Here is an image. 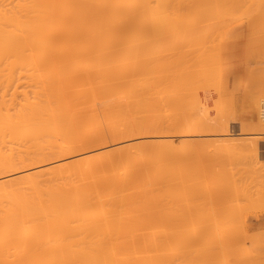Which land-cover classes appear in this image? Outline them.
Here are the masks:
<instances>
[{
  "label": "bare ground",
  "instance_id": "6f19581e",
  "mask_svg": "<svg viewBox=\"0 0 264 264\" xmlns=\"http://www.w3.org/2000/svg\"><path fill=\"white\" fill-rule=\"evenodd\" d=\"M263 30L264 0H0V264H169L171 257L169 246L172 239H175L172 236L180 235L177 232L180 229L178 222L174 221L175 217L169 218L168 213L171 215V212L167 211L168 209L171 211L172 206L169 208L168 204L172 203L176 195L178 198L175 199H180L178 202L183 203L181 199L187 194L182 193L175 185L176 189L181 191V195H185L181 198L176 194L178 191L171 187L178 181L182 187V182L184 184L186 181L180 180L182 176L174 172L173 174L178 176L175 182L171 178L170 169L176 166V169H179L178 173L182 170L178 166L181 163L183 165L185 160L186 163L189 162L188 165L192 159L201 163L200 157L196 154L201 155L203 151L201 153L200 150L204 147L198 145L201 140L196 142L197 137H203L204 141L205 139L208 141L210 136L208 138L206 136L210 133L219 138L228 135V122L235 121L232 120L234 117H230L233 113L229 109L231 106L229 102L232 103L231 96L237 90L230 89L233 92L230 90L227 92L226 83L230 79H236L237 71L243 66L238 61L240 64L238 63L239 67L236 69L235 65L240 56L234 55L236 50L231 45H236L243 32L244 36L247 35L246 38L243 36L242 39L245 41L243 42L248 43L249 41L245 40H250L251 37L248 35L255 33L254 35L259 36L261 34L259 32ZM262 33L264 34V31ZM245 53L240 59L250 69H247L246 73L251 77L249 71L253 69L251 70L249 66L251 61ZM234 56L238 59L235 60ZM232 65L235 66L236 76L233 74L235 69L232 70ZM255 70L257 69L254 68L253 74L255 73L256 77L264 76L262 73L264 70L261 72ZM242 73V78L247 79L243 70ZM243 79L244 85L240 86L241 94L245 93L250 84L254 85L252 83L247 85ZM251 80L249 82H252ZM255 86H250L251 89L246 90L248 91L246 94L254 92L252 95L250 93L244 95L251 97L257 92L263 95L264 92L260 93L262 88L255 93L259 89ZM220 91L224 92L223 95L230 92L231 100L224 98L225 96L221 97L223 95L219 93ZM205 94L208 95V100L210 99L209 108L203 103ZM259 96L257 94L255 99ZM262 97L264 96L260 98ZM252 98L250 101L253 102ZM227 99L230 100L229 106H226ZM224 101L226 105L222 104ZM257 102L260 103L258 99ZM258 103L257 113L253 114L259 116L261 113H258L260 110ZM246 106L248 107L247 104ZM237 116L239 119L242 117L240 112ZM255 117L257 118L255 124L254 118L251 119L252 122L249 121L250 123L247 118L244 121L241 118L243 122L237 119L243 128L241 130L243 134L258 133L256 131L264 133H261L264 131V115L261 116L262 120L260 116ZM214 137L211 138L213 145L219 142L227 154L225 148L226 145L229 148V142L225 144L227 138H221L224 143L222 140L214 142L216 140ZM253 137L250 139L255 141ZM243 140L242 138L241 141ZM245 141L250 140L246 138L243 143ZM175 142H178V146ZM193 142L197 143L196 147H200L197 148L200 150L196 149L198 151L196 153ZM218 144L214 146L219 150ZM188 145L192 147L190 150ZM191 153L195 154L194 158L191 157ZM207 154L211 157L206 151L205 155ZM214 156L216 160L211 157L212 162L221 158L219 153L216 156V151ZM223 160L224 157L218 160L216 165L217 172L219 169L218 174H215V170L214 175H211L214 183L219 173L224 174L226 170L225 168L220 172L226 162H222L221 165L219 162ZM218 165L222 167L219 168ZM228 165L226 166L230 167ZM199 169L203 170L202 167ZM196 171H199V174L202 172L198 169ZM185 172L183 171L184 174ZM188 172L190 170L186 173ZM195 172L193 174L197 175L198 172ZM226 172L223 175H226L225 178L232 176ZM203 175L204 171L201 177ZM197 176H192V180L195 177L197 183L194 178L195 182L187 181L185 187L188 188L192 182L201 185V181L204 177L207 179L209 174L204 175L201 181ZM183 177L182 179L186 178ZM238 178L234 183L237 184ZM230 179L231 177L224 180L226 184L224 186L221 177L217 183L220 188L219 186L216 188L223 190L224 187V191L230 190L225 189ZM171 180H174V183L170 182ZM207 180L203 181V187L207 186L204 184ZM212 182L211 186L216 185ZM194 183L191 185L196 187ZM241 183L237 186L239 187ZM203 187L199 188L202 194L206 193ZM171 189L175 191L173 195H176L173 199L170 198V203ZM198 192L196 196L199 197ZM254 193L255 191L253 196H256ZM206 194L208 198L209 194ZM229 195L232 196L231 193ZM200 196L204 197V194ZM258 196L260 195L257 194L256 199L263 202L264 199ZM193 197L195 196H186L184 202L187 203L189 198L188 201L191 203ZM217 197L219 198V195ZM241 201L244 202L245 199ZM177 204L176 207L173 205V208L181 207ZM225 204L227 205V202L218 207H228ZM235 204L234 208L237 207ZM194 206L191 207L201 210H198V213L205 211L201 209L202 205L199 208L197 204V207ZM210 206L212 208V204ZM193 209L185 211L191 212ZM214 209L212 208L211 212ZM180 212L178 217L183 215ZM194 212L196 217L197 213ZM207 213L209 211L203 214L206 216ZM217 214L220 215L221 212ZM202 215H197L198 219ZM192 216L190 219H197ZM218 217L226 219L223 214ZM218 217L217 220L220 219ZM258 217L262 219L264 215L255 216ZM187 218L189 219L186 216L176 220L180 222L186 219L188 222L179 223L182 227L185 225V229L189 225L192 227L188 228H193L199 221L193 220L194 223ZM207 218L205 222L209 223V216ZM212 218L213 216L211 221ZM237 219L240 220L238 217ZM214 220L213 218V222ZM232 221L237 223L236 219ZM205 222L202 220L201 223L206 225ZM213 222L211 225L215 226ZM226 222L223 225L227 224ZM173 223H176L175 226L178 228L175 227L176 235L171 234V231L176 230L173 229ZM198 225L196 231L191 230V233L187 231L188 236L190 234V242L200 240L198 243L202 244L205 240L207 244H211L212 241L218 243L216 239L220 237L226 241L228 229H226L228 232L223 231L222 235H225L221 236L217 229L206 228L201 224L205 227L202 226L201 230H198L200 229ZM202 228L220 233L213 232L211 234L216 236L209 234L208 237V234L204 235L208 231H203ZM220 228L222 229V227L218 229ZM183 233L185 234L186 230ZM236 233L235 238L239 236ZM182 234L180 239L178 237L179 243L185 238ZM217 234H220V237ZM204 236L209 239H205ZM222 240L219 242L221 245ZM240 241L237 242V246L242 242ZM185 242L189 246V241ZM204 243L202 245H206ZM236 245L230 248H235ZM211 246L213 245L205 247ZM189 247L191 249L192 245ZM205 247L201 248L205 250ZM204 250L201 252L202 256H205L200 257L204 264L217 262L215 259L220 254L219 249H217L219 254L211 249V254L207 251L209 259ZM233 250L230 249L231 252ZM227 251L225 250V253ZM246 252L244 251L243 256L247 254L248 258ZM249 252L250 255L253 253L250 249ZM183 255L184 258L191 257L185 256V253ZM257 255L259 254L255 256ZM193 257L191 258L194 259ZM205 257L207 260H202ZM227 257L224 260L228 261ZM193 261L195 263L197 260ZM226 261L222 263L228 264ZM245 261L244 259L241 264Z\"/></svg>",
  "mask_w": 264,
  "mask_h": 264
},
{
  "label": "rangeland",
  "instance_id": "374dc122",
  "mask_svg": "<svg viewBox=\"0 0 264 264\" xmlns=\"http://www.w3.org/2000/svg\"><path fill=\"white\" fill-rule=\"evenodd\" d=\"M264 31V30H263ZM262 31V32H263ZM246 32V31H245ZM248 32V31H247ZM262 32H259V33H261V34H259V36H257V35H254V38H253V35H248L249 37H251L250 38V40H247V39H245L246 41H249L248 43L246 42V43H244L245 41H244V39H242V38H244L245 36H247V35H243V33H241V36H242V38H239L238 39V41L236 42V45H231V47H233L234 48V50H236V51H234V53H236V54H234L235 56H240L241 57V55H243V53H245L246 51L248 52V53H245L246 54V56L248 57V59L251 61L250 63H249V66H250V68H251V70L253 69V71H249V75H251V77L252 78H254V79H252L250 76H248V74L246 73V72H248V70L247 69H249V68H247L246 66V63L244 62V61H241V59H240V57H239V60H237L238 59V57H235V60H237V63L236 62H233V63H236V65L235 66H237L236 67V69L239 67L238 66V61H240V63H242L241 65H243L242 67H241V72H239V71H237L238 73H237V76L235 75L236 73H235V71H236V69H235V66H233L232 65V70H234L233 71V74L237 77L236 79H230L229 81H228V83H226L227 84V92H228V90H230V89H233L234 91H236L237 90V92L235 93H233L232 94V96L229 94L230 92H233V91H231L230 90V92L229 93H226L225 95H223L224 94V92L222 91V93H221V91L219 92L220 94H222L223 96H221V97H224V98H230V100H231V97H233L232 99V103H230L229 101L230 100H226L227 101V105L225 104L226 103V101H224L222 104H225L226 106H229V104L231 105L230 106V108L229 109H231L230 111H231V113H233V114H231L230 115V117L232 116V117H234V118H232V120L234 119L235 121H233V122H230V120H229V122H228V127H227V129H228V135H225V137L223 136V137H217L215 134L213 135V134H211L210 133V135H208V136H206L208 139H210V140H206L205 139V141H204V139H203V137H197V141L196 142H198V140L200 141L199 143H198V145L199 146H201V147H204V148H201L202 150H200V149H197V148H200V147H196V144L197 143H195L194 144V142H193V145L196 147V148H194L195 149V153H196V151L197 150H200V152L202 153V151H203V155H205V153H206V151H207V153L209 152V155L211 154V157H213V159L215 158V160H216V157L214 156L215 155V151H216V156H217V153H219V155H221V158L220 159H222L223 157H224V160L223 161H220L219 163H221V165H222V162H224V161H226L223 165V168H221V170L222 171H220V172H223V170H225V168H226V170L228 169V171L226 172V170L224 171V174H225V172L226 173H228L229 172V174L230 175H232V176H228L227 178H225L226 177V175L225 176H223L224 174H222V173H219V176L218 177H220V175H221V177H222V180L224 181L225 179H229L230 177H231V179L233 180H231L230 179V182L229 181H227V186H228V182L230 183L229 184V187H227L226 186V190H227V188H229L230 190H232V192H230V190H227V191H224V187H223V190L221 189H217L216 187L217 186H219V185H217V183H218V180L220 179L221 180V177L218 179V177H216L215 179L217 180L216 181V183H214V179L212 178L213 176H211V175H214V171H215V174H218V172H219V169H218V172H217V164H218V160H220V159H218L216 162H212V158L211 157H208V154L207 155H205V156H202V154L201 155H199L198 153L196 154L197 156H199L200 157V164H199V162L197 163V162H195V161H193V159H192V161H191V163H190V165H188L189 164V162L188 163H186L185 161L183 162V165H182V163H181V165H179L178 167L180 168V169H182V170H180L178 173H177V171L179 170V169H176V166L174 167H172V168H174V169H170V170H172L171 171V178L172 179H174L175 180V182L178 180V176H176L177 174H179L180 176H182L183 177V171L185 172V170H186V172L187 171H189L190 170V172H188V173H186L185 172V174H184V177H186V175H188L186 178H184V179H182V177H180V180H183V181H188V182H191V180H192V176H194L195 175V177L197 176V179H199L200 178V181H201V178L204 176V175H206L207 173L209 174V176L207 177V179L204 177V180H207V183H204V184H207V186L205 185V187H203V181L204 180H202L200 183H201V185H199V184H195V183H197V181H196V178L195 177H193V180L192 181H194V178H195V183L194 182H192V183H194V186H196V187H193V185H189L188 186V188H190L189 189V191H187L188 190V188L187 187H185L186 186V182H184V184H183V182H182V187H181V185H180V182L178 181V182H176V183H174L173 181L174 180H171L170 182H172V183H174L173 185H174V187H173V185H171V187L174 189L175 188V190H177L178 192L176 193V194H178V196H181V198H183L185 195L184 194H186V196L188 197H192V196H195V197H193V198H191V199H193V200H191V203H190V201H188L189 200V198H187V203H190V204H188L187 205V203H185L186 202V200H184L185 198H186V196H185V198L184 199H181V201L183 202V203H181V202H178V200L180 201V199H178V200H176L178 197H177V195L176 194H174V195H176V197L173 195V193L175 192V191H173V189H171V191L172 192H170V194L172 193V195H171V197L169 196V201H170V198H174L173 200H172V203H171V201H170V205L168 204V207L170 208L171 206H172V210L170 211V209H168L169 211H167V212H171V215H170V213H168L169 214V218H171L172 216L173 217H175L174 219V221H176V223L178 222V226H179V229H180V231H177V226H175L176 225V223L174 224V228L173 229H176V230H173L172 229V227H171V229L173 230V231H171V234H173V233H175L174 231H177L178 232V234H182L183 232H185V230H186V235L183 233L182 235H183V238H184V236H185V240H187V241H189V246L190 245H192V247H191V249H190V247L189 246H187V243L185 242V240L183 239V238H181V239H183V240H180L181 242L179 243V239H180V235H177L176 237L174 236H172V238H175V239H178V237H179V239L178 240H175V239H172V241H171V245L169 246L170 247V256L173 258H171L170 257V262H169V264H179V263H181V264H204V261H201L200 260V257H204V256H202V252H201V250L203 249L204 250V248H201L202 246L203 247H205L206 245H213V246H211V247H209L210 249H211V251L213 250V251H217V249H219L218 251H220V254L218 253V251L216 252V254H219V258L217 257V259H215V260H217V262L216 261H213V264L216 262V264H226L225 262L224 263H222V261H226V260H224V258L226 259V257L229 255V253L233 250V252H231L230 253V256H232L235 260H233L232 259V257H230V256H228L227 258H228V261H226L228 264H241V262L245 259L246 261H247V259H248V261L246 262L245 261V263L246 264H257V262L258 263H260V264H264V218H255V216H257V215H264V133H262V132H264V131H261V133L262 134H260V132L259 131H256V132H258L259 133V135H258V133H252V132H250L251 133V135L247 132V134L246 133H244L243 134V132H241V130L243 129V128H241V124H240V122H238V120H240L241 121V118L243 117V116H245V117H243L242 118V120L244 121L246 118H247V121L249 122H252V120L251 119H253L254 118V120H253V124H255L254 122H255V119H256V121H257V118L255 117V116H257V117H259L260 116V119L262 120V118H261V116H262V114L264 115V112L262 113V111H264V110H261L262 108L264 109V97H262V98H260L261 96H264V94H263V92H264V89H263V85H264V76L262 77V75L260 76V75H257V77H256V75H254L253 74V72H254V68L255 69H257V70H255V71H257V72H261L262 70H264V62H262V61H264V34L262 33ZM249 33V32H248ZM251 33V32H250ZM252 34V33H251ZM240 36V37H241ZM244 36V37H243ZM255 36H257V37H255ZM249 37H247L248 39H249ZM246 38V37H245ZM255 38H257V40L259 39V41H257ZM254 39H255V42H253L254 41ZM244 41V42H243ZM258 44H257V43ZM237 43H238V45H237ZM240 43V44H239ZM244 43V44H243ZM243 44V45H242ZM251 44V45H250ZM236 47V48H235ZM243 47H245L244 49H243ZM248 47V48H247ZM250 48V49H249ZM253 50H252V49ZM240 50L242 51V50H245V51H242V52H240ZM250 50V51H249ZM238 52H239V54H238ZM250 52V53H249ZM254 53V54H253ZM257 53L259 54V55H257ZM263 53V54H262ZM250 54V55H249ZM256 54V55H255ZM252 56V57H251ZM254 56V57H253ZM256 56H258L257 57V60H256ZM251 58V59H250ZM255 59V60H254ZM259 59V60H258ZM255 62H254V61ZM262 63H261V62ZM254 62V63H253ZM259 62V63H258ZM239 63V64H240ZM252 63V64H251ZM245 66V67H244ZM259 66H261V67H259ZM263 67V68H262ZM242 70H243V72H244V74H246V76H247V79H248V77H250V79H243L242 77H243V73H242ZM250 70V69H249ZM260 70V71H259ZM256 72V73H257ZM251 73V74H250ZM262 73H263V75H264V71H262ZM262 73H259V74H262ZM260 78H262V79H260ZM242 79L243 80H246V81H248V83L246 82V81H244V83H246L247 85L249 84V83H252V84H254V85H258L257 83H259V85L257 86V87H259V89L255 86V88L256 89H258V90H256V89H252V90H256L255 91V93L257 92V91H260V89L262 88V90H261V92L260 93H262L263 95H261V94H259V92H257L256 93V95L258 94V95H260L259 96V98H256L255 99V97H256V95H254V96H248V97H246L247 95H249V93H250V95H252L253 93H252V91L251 92H249L248 94H246L247 92H246V90H248V89H251V87L250 86H254V85H249V87H248V89H246L244 92L245 93H243V94H241V87L244 85V84H242ZM252 79V80H251ZM249 80H251L252 82H249ZM253 80L255 81L254 83H253ZM257 80H258V82H257ZM262 80V81H261ZM233 81V82H232ZM262 82V83H261ZM260 84H262V85H260ZM235 85V87H236V89H235V87H233ZM246 85V86H247ZM241 86V87H240ZM261 86V87H260ZM247 88V87H246ZM252 93V94H251ZM244 94H246V96L244 95ZM229 95L231 96V97H229ZM242 95H243V97H242ZM207 96V97H206ZM220 96V95H219ZM241 96V97H240ZM245 96V97H244ZM255 99V101H254V99ZM208 95H203V103H206V107H208L209 108V100H208ZM249 98V102H250V106L253 108H256V109H251V107L249 106V102L246 100V99H248ZM251 98H252V100H253V102H254V105L252 106V101H250L251 100ZM240 99H242L241 101H240ZM257 99L259 100V102L260 103H258L257 102ZM262 99H263V102H262ZM243 100H245L244 102H242ZM228 102H229V104H228ZM252 102V103H251ZM241 103V104H240ZM243 103V104H242ZM257 103L259 104V111H258V113H261V114H259V116L257 115V114H255V113H257L256 111H257ZM245 104V105H244ZM246 104L248 105V107L246 106ZM240 105H242V106H240ZM255 105H256V107H255ZM263 105V106H262ZM224 107V106H223ZM232 107L234 108V109H232ZM228 108V107H227ZM241 109V111H240V109ZM242 108L243 109H245V110H247L246 108H249L246 112H245V110L243 111L242 110ZM234 110V111H233ZM240 112V119H239V116H237L238 115V113ZM243 111V112H242ZM250 111H252V112H250ZM253 112H255L254 114H253ZM248 113V114H247ZM241 114H245V115H241ZM251 115H253L252 116V118L250 117ZM237 117V118H236ZM250 118V120H249V118ZM238 119V120H237ZM259 119V120H260ZM243 121H241V122H243ZM264 121V120H263ZM263 121H262V123H263ZM237 122V123H236ZM249 122V123H250ZM239 123V124H238ZM256 124L258 125V123L256 122ZM263 126H264V124H263ZM253 128H255V127H253ZM244 131V130H243ZM243 135H245V136H243ZM256 134V135H255ZM215 136V137H214ZM227 136V137H226ZM243 136V137H242ZM254 136V137H253ZM260 136H262L261 138H257V137H260ZM205 137V138H206ZM213 137L216 139V140H214V142H216V141H221L222 139L221 138H227V139H225V141H226V143L224 142V140H222V142H224L225 144H227V142H229L228 143V146H229V148L227 147V145H226V150L229 152V155H230V157L232 158V160L230 161V157H229V155H228V152L226 151V153L227 154H225V150H224V147L222 148V146L220 147V145L218 144V143H215V144H218V148H219V150L217 149V148H215L216 146H214L213 145V141H212V139H213ZM245 137V138H244ZM254 138V140L255 141H252V139H250V138ZM203 140H202V139ZM212 138V139H211ZM219 138V139H218ZM244 139V140H246V138H247V140H250L249 142L248 141H245L244 143H243V141H241V139ZM258 139L257 141H256V139ZM196 139V138H195ZM204 141V142H203ZM212 141V142H211ZM205 142H207L206 144H204ZM210 142V143H209ZM222 142H220V143H222ZM230 142H231V144H230ZM246 142H248V143H246ZM190 143V142H189ZM203 143V144H202ZM211 144L210 146H209V144ZM177 144V146H178V142H175V145ZM206 145V146H205ZM189 146V145H188ZM190 146H191V144H190ZM189 146V150L192 148V147H190ZM212 146H213V148H212ZM224 146V145H223ZM232 148H231V147ZM210 147V148H209ZM222 148V149H221ZM188 149V148H187ZM187 149H186V152H187ZM197 149V150H196ZM209 151H208V150ZM220 149H221V151H220ZM228 149H230V150H228ZM223 150V151H222ZM231 150H233V151H231ZM236 150V151H235ZM191 151H193V150H191ZM211 151V152H210ZM214 151V152H213ZM218 151V152H217ZM235 151V152H234ZM190 152V151H189ZM198 152V151H197ZM205 152V153H204ZM221 152V153H220ZM232 152V153H231ZM214 153V154H213ZM225 155H224V154ZM235 153V154H234ZM193 154V155H192ZM213 154V155H212ZM232 154H234V155H232ZM189 155H190V153H189ZM195 154L194 153H191V157L192 158H194L193 156H194ZM229 157V159L227 158V157ZM196 157V156H195ZM218 157H220V156H218ZM197 158V157H196ZM211 158V159H210ZM188 159H189V157H188ZM187 159V160H188ZM191 159V158H190ZM205 159V160H204ZM210 159V160H209ZM227 159V160H226ZM207 160H209L210 162H212V164H210V162L209 161H207ZM215 160H213V161H215ZM202 162H204V163H202ZM228 162H229V164L230 165H228ZM231 162H232V164H231ZM174 163V162H173ZM179 163V164H180ZM184 163H186V164H184ZM195 163H197L198 165H197V167H196V164ZM178 164V163H177ZM193 164H195L194 166H193ZM206 164L208 165V164H210L209 166H206ZM215 164V165H214ZM228 165V166H230V167H227L226 165ZM186 165V166H185ZM203 165V166H202ZM213 165H214V167H213ZM183 166H185V167H183ZM206 166V167H205ZM210 166H212L210 169H209V167ZM216 166V167H215ZM219 166V168L220 167H222V166H220V165H218ZM226 166V167H225ZM183 167V168H182ZM189 167V168H188ZM193 167H196V168H194V170L196 171V169H198V170H200V171H202V172H200V174H199V171H192L191 169L193 168ZM200 167H202L203 168V170H201V169H199ZM208 167V168H207ZM204 168H207V169H204ZM176 169V170H175ZM185 169V170H184ZM209 169V171L211 172L212 171V173H210L209 171H207ZM212 169V170H211ZM214 169V170H213ZM229 169H230V171H229ZM236 169H239V170H236ZM174 170V171H173ZM203 171H204V175L201 177V175L203 174ZM205 171H207L206 173H205ZM234 171V172H233ZM174 172H176V175L175 174H173ZM182 172V173H181ZM197 173V175L196 174H193V173ZM217 172V173H216ZM233 172V173H232ZM237 174H236V173ZM189 173H192V174H189ZM242 173V174H241ZM235 174V175H234ZM172 175H174L175 177L173 178V176ZM239 176H241V177H239ZM191 177V178H190ZM223 177L225 178V179H223ZM233 177H234V179H233ZM239 179V181L237 182V184L238 183H240V182H242L240 185H245V186H240L239 185V187L237 186V184H236V182L234 183V181H237L236 179L237 178ZM170 178V179H171ZM175 178H177V179H175ZM242 178V179H241ZM186 179H189V180H186ZM243 179H244V181H243ZM214 180V181H213ZM219 180V181H220ZM213 181V182H212ZM223 181H221V182H223ZM204 182H206V181H204ZM210 182V183H209ZM211 182H212V184H216V185H212L211 186ZM231 182L233 183V185H231ZM178 183H179V185H178ZM224 183V186L226 185L225 184V181L223 182ZM245 183V184H244ZM250 183V184H249ZM188 184V183H187ZM220 184V183H219ZM246 184H247V186H246ZM175 185H177L178 187V189L180 188V190H182V193H184L183 194V196L181 195V191L179 192V190L178 189H176V186ZM198 185H199V187H198ZM223 185V184H222ZM230 185H231V187H230ZM250 185L252 186L251 188H250ZM208 186H210V187H212V188H210V187H208ZM183 187H184V189H183ZM197 187H198V190H200L199 188L201 187H203V190L207 193H203L204 194V197L202 196H200V195H203L202 194V190H200V192H201V194H199L200 192H198V190H196L197 189ZM208 187V188H207ZM234 187H235V191L233 192V190H234ZM238 189H237V188ZM248 187V188H247ZM255 187V189L257 188L258 189V191H257V189L256 190H254L253 188ZM182 188V189H181ZM194 188V189H193ZM206 188H207V190L208 191H206ZM216 188V189H215ZM219 188H220V186H219ZM233 188V189H232ZM192 189H193V191H192ZM244 189V190H243ZM248 189H250V190H248ZM251 189H253V190H251ZM191 190V191H190ZM198 192V194L197 195H199V197L198 196H196V191ZM212 190V191H211ZM237 190V191H236ZM240 190V191H239ZM187 191V192H186ZM194 191H195V193H194ZM211 191V193H209ZM216 191V192H215ZM218 191H219V193H218ZM221 191H222V193H221ZM243 191V192H242ZM246 191V193H247V191H248V193L246 194V193H244ZM255 191V195L256 196H253V192ZM260 191V192H259ZM188 192H190V193H188ZM191 192H193V194L191 193ZM226 192V193H225ZM250 192L252 193L251 195H250ZM214 193V194H213ZM215 193H217V194H215ZM225 193V194H224ZM231 193L232 194V196L231 195H229V194ZM234 193H236L235 195H234ZM241 195V196H239V194ZM244 193V194H243ZM260 193V194H259ZM263 195H262V194ZM205 194L206 195H210V197H209V195H208V198L205 196ZM223 194V195H222ZM257 194L258 195H260V196H258L259 198H261L262 200H263V202L260 200V199H256V197H257ZM192 195V196H191ZM212 195V196H211ZM215 195V196H214ZM219 195V198L217 197ZM225 195H226V197L228 198H226L225 197ZM231 197H229V196ZM239 196V197H235V196ZM244 195V196H243ZM246 195V196H245ZM243 196V197H242ZM248 196H250V198H251V196L253 197V198H249ZM206 197V198H205ZM233 197V198H232ZM247 197V198H246ZM263 197V198H262ZM196 198H197V200H196ZM199 198V199H198ZM211 198V199H210ZM226 198V199H225ZM240 200H239V199ZM255 198V199H254ZM209 199V200H208ZM222 199V200H221ZM245 199V203L243 202V201H241V200H244ZM247 199H249V200H247ZM254 199V200H253ZM174 200L175 201H177L176 203L174 202ZM201 200H204V201H206L207 200V202H209V201H211V202H215V203H207V202H202V203H199V201L201 202ZM227 200H229V201H227ZM234 200V201H233ZM239 200V201H238ZM252 200V201H251ZM185 201V202H184ZM193 201V202H192ZM198 201V202H197ZM227 202V205H228V207H229V209H228V207H225V206H223L224 207V210H223V207H221V208H219L220 207V204L222 205V204H224V203H226ZM231 201H233L232 203H230ZM247 201H248V203H247ZM257 201V202H256ZM261 202V203H259V202ZM222 202V203H221ZM238 203V204H235V203ZM252 202L254 203V202H256L255 204H252ZM175 203V204H174ZM178 203V204H177ZM183 205L184 203H185V209H184V206H181V204ZM199 203V204H198ZM203 203H205L204 205H203ZM242 203V204H241ZM176 204L179 206V204H180V206L181 207H178V209L177 208H175L176 207ZM196 204H197V206H198V208L200 207V205H202V207H201V209L204 211L203 213H206L207 211H209V213H207L206 214V216L203 214V213H198V210L199 211H201L200 209H193L191 206H194V207H197L196 206ZM207 204V205H206ZM212 204V208L214 209L215 207V209L214 210H216V211H212L211 212V210H212V208H211V205ZM233 204H235L234 206H236L237 205V207H233ZM240 204V205H239ZM173 205H175V207L173 208ZM191 205V206H190ZM209 205V206H208ZM215 205V206H214ZM226 205V204H225ZM226 205V206H227ZM230 205V206H229ZM203 206H204V209H203ZM206 206V207H205ZM219 206V207H218ZM167 207V208H168ZM183 207V208H182ZM189 207V208H188ZM208 207V208H207ZM182 208V209H181ZM190 208L191 209H193L191 212L190 211H185V210H190ZM207 208V209H206ZM211 208V209H210ZM175 209V210H174ZM178 211H177V210ZM181 209V210H180ZM208 209H210V210H208ZM218 210L221 212V214H220V212H218ZM227 210H229V211H227ZM251 210V211H250ZM182 213H181V212ZM184 211V212H183ZM194 211H196V213H197V215H202L201 217H200V219H198L199 218V216H197L196 215V217H195V214H193V213H195ZM227 211V212H226ZM232 211V212H231ZM179 212L181 213V215H182V219L183 218H186V216L187 217H189V219H190V216H192V214H193V216L192 217H194V218H197L199 221L197 222V224H196V226H194L195 224V220L197 221V219H190L192 222H194V223H192V222H190V224H192L194 227L193 228H188V227H192L191 225H189L188 226V224H187V229H185V225H184V227H182V225L180 226V224H182V223H180L181 221H183V220H181L180 222L179 221H177V220H180L181 218L180 217H178L180 214H179ZM214 212H216V214L214 213ZM178 213V214H177ZM190 213H192V214H190ZM210 213H211V215H210ZM217 213H219L220 215H224V217L226 218L225 220H223L224 218H223V216H221L223 219H221V217H218V216H220V215H218ZM185 214H186V216H185ZM190 214V215H189ZM213 214H215V216H216V218H215V216L213 215ZM226 214V215H225ZM236 214V216L238 217V218H240V220L239 219H237V217L236 216H234ZM229 215V216H228ZM233 215V216H232ZM177 216V217H176ZM209 216V220H208V222L210 223V225H209V223H207V222H205V220H207L208 217ZM211 216H213V218L216 220H214V222H213V218H212V221H211ZM206 217V218H205ZM217 217H218V219L219 220H217ZM231 217V218H230ZM236 217V218H235ZM179 218V219H178ZM172 219V218H171ZM171 219H169V221H171ZM177 219V220H176ZM188 219V218H187ZM188 219V220H189ZM205 222V223H207L206 225L204 224V223H201L202 222V220ZM232 219H236L237 221V223H234L235 221H232ZM194 220V221H193ZM224 221V222H222V225H221V221ZM230 220V221H229ZM219 221V222H218ZM227 221V222H226ZM171 222H173V221H171ZM171 222H170V225L172 226V224H171ZM183 222H188L186 219H184V221ZM212 222H213V224H215V226H213V225H211L212 224ZM227 223V224H225V225H223L224 223ZM180 223V224H179ZM198 223H200L199 225H198ZM217 223H219V225L217 224ZM232 223V224H231ZM186 224V223H185ZM201 224H203V225H205L206 226V228L208 227V228H213L214 230H216L217 229V231H220V232H217V233H220L221 234V236H223V235H225V234H223L222 235V232L223 231H226L225 233H227L228 231H229V233H228V235H227V237H226V241H224V239L222 240V237H220L218 234H217V236L218 237H220V238H218V239H216L217 241H219V242H221V240H222V245H221V243L219 244V242L217 243L216 241H215V243H213V241H212V243L211 244H207L206 242H205V240H204V242L202 241V244L204 243V244H206V245H202L201 243H198V242H200V240H198V242H197V240H195V242L194 241H192V242H190V239H189V236H190V234H189V236H188V234H187V231H191V230H194V231H196V227H197V225H198V228H200V227H202L203 225H201ZM230 224V225H229ZM235 224V226L233 227V225ZM236 225H237V227H236ZM205 226H203V227H205ZM222 227V229L220 228V230L218 229L219 227ZM176 227V228H175ZM181 227L183 228V229H185L183 232H182V230L183 229H181ZM215 227V228H214ZM218 227V228H217ZM233 227V229H235V230H233V229H231ZM236 227V228H235ZM239 227H241V228H239ZM225 228V229H224ZM233 231V233H231L230 234V232H232V231H230V229ZM238 228V229H237ZM212 229V230H213ZM226 229H228V231L226 230ZM237 229V230H236ZM198 230H201V228L200 229H198ZM202 230H203V228H202ZM204 230H206V231H208L207 229H205L204 228ZM203 230V231H204ZM214 230L213 231H211V229H210V231H208V232H210V233H208V232H205L204 233V235H207L208 234V237H209V234L211 235V236H216V235H212L211 233H213L214 232ZM193 231V232H194ZM239 231V232H238ZM188 232V233H189ZM192 232V231H191ZM190 232V233H191ZM216 232H214V233H216ZM237 232V233H236ZM241 232V233H240ZM224 233V232H223ZM235 233L237 234V235H239V236H237L236 238H238L239 240H237L236 238H235ZM239 233V234H238ZM244 233V234H243ZM240 234H242V235H240ZM247 234H249V235H247ZM175 235H176V233H175ZM245 235V236H244ZM210 236V238H212L213 239V237H211ZM229 236H230V238H231V240H230V238H229ZM241 236V238H239ZM242 236H244L243 238H242ZM246 236H248L247 238H246ZM208 237H205L204 236V238L205 239H209ZM188 238V239H187ZM235 238V239H234ZM246 238V239H245ZM234 239V240H233ZM244 240V242H243V240ZM176 242H174V241ZM236 240V241H235ZM243 242H241V241ZM177 241H178V243H177ZM234 241H235V243H234ZM241 242V243H239L240 245L239 246H237L238 244H237V242ZM172 242H173V246H172ZM224 242H226V243H224ZM193 243V244H192ZM196 243H198L197 245H196ZM227 243H233V245L231 244V246L229 245H226ZM196 245V247H194L195 245ZM200 244V246H198ZM215 244H217V246L215 245ZM237 244V245H236ZM183 245V246H182ZM186 245V246H185ZM194 245V246H193ZM214 245L216 246V247H214ZM236 245V247L234 248H230V247H232V246H235ZM181 246V247H180ZM184 246L186 247V249L184 250L183 248H184ZM198 246V247H197ZM221 246V247H220ZM187 247H189L188 249H187ZM213 247H214V249H213ZM238 247H242V248H238ZM178 248V249H177ZM181 248V250H179ZM206 249V253H207V257L209 256V254H211L212 252H210V249L208 248V247H205ZM217 248V249H216ZM176 249L178 250V251H176ZM183 249V250H182ZM208 249V250H207ZM222 249H224L223 251H222ZM230 249H231V251H230ZM249 249L251 250V252H253V253H251V255H250V252H249ZM174 250V251H173ZM187 250V251H186ZM190 250H192V251H190ZM205 250L203 251V252H205ZM225 250L227 251V250H229V251H227L226 253H225ZM239 250V252L240 253H237V251ZM246 250H248L247 252H246ZM183 253H182V252ZM186 251V252H185ZM188 251H190V254H189V252ZM201 252V253H199L198 254V252ZM210 252L209 254H208V252ZM244 251L246 252V253H248V258H247V254H245V257L243 256L244 255ZM173 252V253H172ZM180 252V253H179ZM194 252H197V253H194ZM235 252V253H234ZM256 252V253H255ZM182 253V254H181ZM185 253V256L187 255V256H189V255H191L192 253V255H191V257H193V255H196L195 257H199V259H197V258H195V257H193L194 259H196L197 261H195V263H194V259H192L190 256L189 257H185L184 258V254ZM189 255H188V254ZM205 253V254H206ZM214 253V252H213ZM226 255H225V254ZM176 254V255H175ZM182 255V258H180V256ZM201 254V255H200ZM238 254V255H237ZM256 254H259V255H257V256H255ZM173 255V256H172ZM180 255V256H179ZM199 255V256H198ZM220 255H222L223 257H221ZM239 257H237V256ZM240 255V256H239ZM251 257H250V256ZM242 256V258H240ZM252 256H255V257H252ZM223 258L222 259V261H221V258ZM244 257V258H243ZM176 258V259H175ZM179 258V259H178ZM187 258L189 259L188 261H187ZM210 257H208V259H209ZM230 258V259H229ZM256 258V259H255ZM257 258H259V259H257ZM181 259V260H180ZM192 259V260H191ZM202 259V258H201ZM207 260V258L205 257L204 259H202V260ZM218 259H220V260H218ZM241 259H243L242 261H241ZM261 259V260H260ZM177 260L179 261V262H177ZM205 260V261H206ZM233 260V261H232ZM240 260V261H239ZM254 260V261H253ZM183 261V262H182ZM184 261H186V263L184 262ZM188 262H190V263H188ZM193 262V263H192ZM221 262V263H220ZM208 263H210L209 261H208ZM245 263H243V264H245ZM205 264H206V262H205ZM212 264V263H211Z\"/></svg>",
  "mask_w": 264,
  "mask_h": 264
}]
</instances>
